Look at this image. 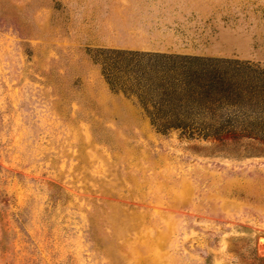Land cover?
<instances>
[{
    "label": "rangeland",
    "instance_id": "rangeland-1",
    "mask_svg": "<svg viewBox=\"0 0 264 264\" xmlns=\"http://www.w3.org/2000/svg\"><path fill=\"white\" fill-rule=\"evenodd\" d=\"M112 49L264 77V0H0V264H264V138L157 132Z\"/></svg>",
    "mask_w": 264,
    "mask_h": 264
},
{
    "label": "trees",
    "instance_id": "trees-1",
    "mask_svg": "<svg viewBox=\"0 0 264 264\" xmlns=\"http://www.w3.org/2000/svg\"><path fill=\"white\" fill-rule=\"evenodd\" d=\"M102 74L157 132L264 138V77L238 60L192 54L106 50Z\"/></svg>",
    "mask_w": 264,
    "mask_h": 264
},
{
    "label": "crops",
    "instance_id": "crops-1",
    "mask_svg": "<svg viewBox=\"0 0 264 264\" xmlns=\"http://www.w3.org/2000/svg\"><path fill=\"white\" fill-rule=\"evenodd\" d=\"M138 48H143V47H138Z\"/></svg>",
    "mask_w": 264,
    "mask_h": 264
}]
</instances>
